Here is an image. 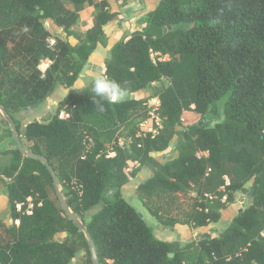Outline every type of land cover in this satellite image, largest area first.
<instances>
[{
	"label": "trees",
	"instance_id": "16d2710c",
	"mask_svg": "<svg viewBox=\"0 0 264 264\" xmlns=\"http://www.w3.org/2000/svg\"><path fill=\"white\" fill-rule=\"evenodd\" d=\"M86 5L95 8L94 23L80 34L75 26ZM118 19L111 0H0V105L24 147L49 159L79 217L103 203L83 219L101 264H264V0H160L143 28L109 50L101 76L127 93L114 104L95 96V80L81 89L74 85L97 46L108 45L104 27ZM52 25L64 37L50 47ZM152 52L167 58L155 61ZM43 59L52 64L40 77ZM59 85L68 92L56 114L23 127L16 114L37 112ZM150 87L149 96H134ZM155 97L162 126L140 133L138 123L151 117L148 101ZM63 109L69 118L60 117ZM184 111L207 115V123L183 127ZM121 127L131 137L127 146L115 136ZM176 136L178 155L156 160L152 153L166 151ZM5 138L14 146L0 150V192L6 190L13 223L0 218V264H72L82 250L83 264H93L85 234L63 209L45 164L23 156L9 126L0 143ZM130 163L152 170L137 189L145 203L159 193L196 192L183 219L148 207L165 228L218 222L240 191L253 189V202L217 236L206 233L185 245L162 240L121 194L137 174L138 168L126 172ZM29 197L33 213L17 211L16 203Z\"/></svg>",
	"mask_w": 264,
	"mask_h": 264
},
{
	"label": "rangeland",
	"instance_id": "374dc122",
	"mask_svg": "<svg viewBox=\"0 0 264 264\" xmlns=\"http://www.w3.org/2000/svg\"><path fill=\"white\" fill-rule=\"evenodd\" d=\"M112 2V6L113 8H119L121 7V5H124L126 2V0H111ZM132 2H134V8L139 11L140 13H143L145 11H147L150 7H148V4L151 6L152 5V1L151 0H142V2L140 3L139 0H130ZM122 2V3H119ZM66 4L68 6H71V4L69 2H66ZM154 5V4H153ZM83 14L85 16V22H82V20H79V22L77 23V25L75 26L76 31H78V33L82 34L87 28H88V20H90V12L88 13V11H83ZM95 14V11L93 13V16ZM48 22V20H47ZM83 23V24H82ZM50 31H51V37L50 38H54L57 39L60 36L64 37L63 32H61L57 27H54L53 25L50 27ZM11 46V44H10ZM47 59H43L39 62L37 69H39L40 71V77H45L49 70L51 69L50 66H48L46 63L43 64V62H45ZM31 61H34V59L32 58ZM94 69V68H92ZM31 71V70H30ZM45 71V73L43 72ZM93 72V76H97L101 77L102 73L104 72L103 68L101 70H92ZM83 75H80L79 79L77 80V82L74 85V88H83L86 85H88L91 81L88 78L89 75H87L88 73L85 71L82 72ZM157 85L158 84H154ZM68 89L63 86V85H59L58 88L56 89L55 93L53 96H49L46 100V102L44 103V106L40 109H38L37 112H35V109H29L27 111H22L20 113L16 114V117L21 121L23 127L30 121L33 120H40L43 122H47L49 121L57 112V108L59 106V101L64 98L67 95ZM153 89L152 87L145 89V90H141L138 93H136L134 96L137 98H141L143 96H149L150 94H152ZM151 100V99H150ZM149 100V101H150ZM148 101V102H149ZM153 106L149 108V112H150V118L144 121L139 122V132H149V131H154V123L155 122V118L153 117V112H152ZM207 117V115H202L200 113H196L194 111H184L182 114V125L183 127H187L191 124H195L199 121L207 123V120H205ZM5 118V117H4ZM6 120V122H5ZM5 120H3V118L0 116V134H4V132L7 130L8 131V126L9 123L7 121V119L5 118ZM140 121L139 119L136 121L138 122ZM214 124V123H213ZM212 124V125H213ZM10 127V126H9ZM117 137V141L119 142V145H125L127 146L131 140V137H129V133L128 130L124 127H121L116 135ZM12 139L9 138V141H7L6 143H0V149L4 150L8 147H13V142L11 141ZM24 144L26 145V140L24 138H22ZM179 141V137L176 136L172 143L170 144L169 148L164 151V152H153L152 155L154 158H156V160L158 161H165L168 157H171V154L173 152H175V148L178 145ZM90 146H93L92 140L89 143ZM111 144L106 145V148H110ZM170 153V155H169ZM203 154V153H202ZM138 168L137 170V174L131 178V180L124 185L121 188V194L139 211L140 214H142L145 218V220L148 222V224L152 225L154 228H162L163 226L156 220V218H154L150 212L148 207H152V208H156L159 211L169 215V216H173V217H177L180 219H183L186 217V215L190 212V210L193 207V204L195 202V196H196V192L194 190H189L187 192H183V193H175V194H167V193H159L157 195H155L154 197H150L147 199V202H143L137 195V189L138 186L151 174L152 170L150 168V165H145V166H139L138 163H130L128 168L126 169V172L128 174H130L134 169ZM252 184V181H250L249 183H247V187H249ZM61 188H63L61 186ZM56 190V189H55ZM55 190L50 188L49 194L51 196H55ZM113 194V191L110 194ZM236 202L233 204H230L229 207L225 210L222 211V216L221 219L218 222H212L210 224V226L207 229H203V231L207 230V232L205 233H201L200 235L198 234V231L193 230L192 226L189 225H183V224H177L175 227L177 228V230L175 229L174 231L179 233L180 235V239L182 240V242H180L182 245L187 244L188 242L192 241V240H196L197 238L201 237V235L209 233L212 237L217 236L222 230L223 228L231 222V220L237 215V213L240 210H243L246 206H247V199H248V193H243V192H237L236 194ZM103 206V203L98 205L97 207H95L94 209L85 212L83 214V218H81L82 220L85 219L86 222H88L90 220L91 215H93L94 213H96V211H98L101 207ZM1 211V210H0ZM8 216L5 215L3 217ZM84 221V220H83ZM214 223V224H213ZM181 225V226H180ZM67 234V233H66ZM58 238L60 240H63L64 237H62V233L58 235ZM82 254L81 258H82V264L85 262V250H82L78 253V255ZM77 255V256H78Z\"/></svg>",
	"mask_w": 264,
	"mask_h": 264
},
{
	"label": "crops",
	"instance_id": "0c3cea01",
	"mask_svg": "<svg viewBox=\"0 0 264 264\" xmlns=\"http://www.w3.org/2000/svg\"><path fill=\"white\" fill-rule=\"evenodd\" d=\"M139 1H140V3L142 2V0H139ZM151 1H152V5L150 6L148 4V7H150V8L143 13H140L139 11H137L134 8L135 4L132 1L131 2H124L125 4L121 5V7H119V8L111 7L112 11L119 12V19L116 21H112V22L108 23L104 27L105 32L108 35V45L103 46L102 44H99L97 46L96 50L90 56L88 62L86 63V65L84 67V72L86 71L88 73L87 75H89L88 78L90 79V81L97 79V76H93L92 70H101L103 68V70L105 71V60L109 54L110 48L118 40H120L122 37L129 36L131 34V32H133L134 30L143 28V26L145 25V22H146L147 13L149 11H151L152 9H154L157 6V4L160 2V0H151ZM119 3H122V2H119ZM111 6H112V3H111ZM83 11H88V13L90 12V20H88V28H87V29H89L93 26V23H94L93 13L95 11V8H94V6L86 5V7ZM83 11L80 13V20H82V22H85V16L83 14ZM50 23H52V22H50ZM58 29L61 32H63V29H61V28H58ZM68 40L73 45H75L78 42V39L73 37V36L69 37ZM92 68H94V69H92ZM82 75H83V73H82ZM7 141H9V138H5L4 141L1 143L4 144ZM0 150H2V149H0ZM3 150H4V148H3ZM169 155H170V153H169ZM177 155H178V151H176V150H175V152H173L171 154V156H177ZM0 210H1L0 211V218L5 220L8 224H12L13 220L10 218L9 198H8V195H7L5 189L2 192H0ZM7 214H8V216L3 217ZM210 224L208 226H205V227H200V228H193L192 227V228H193L194 232L198 231L197 235H200L201 233L207 232V230L203 231V229H207L210 226ZM176 227H173V228H165V227L157 228V226H156L155 231H156L157 236L162 240L182 242V240L180 239L181 234L179 235L178 231L177 232L174 231L175 229L177 230ZM66 235L67 234L65 232L62 233V237L65 238ZM81 255L82 254L76 256L72 260L71 263L72 264H82L81 263L82 262V258H81L82 256Z\"/></svg>",
	"mask_w": 264,
	"mask_h": 264
},
{
	"label": "water",
	"instance_id": "95a60500",
	"mask_svg": "<svg viewBox=\"0 0 264 264\" xmlns=\"http://www.w3.org/2000/svg\"><path fill=\"white\" fill-rule=\"evenodd\" d=\"M0 112L2 113V115L7 119L9 126L12 130V134H13V138L17 144L18 149L21 151V153L23 154L24 157H30V158H34L37 160H40L42 163L45 164L46 168L48 169L52 179H53V183L57 192V195L59 197V200L61 202V205L63 207V209L65 210L66 214L69 216V218L77 225L79 226V228L82 230V232L85 234V237L88 241V244L90 246V250H91V255H92V261L93 264H101L100 262V258H99V254H98V250H97V246L96 243L88 229L87 224L78 216V214H76L71 206L69 205L66 196L64 195L63 192V188H61V181L60 178L56 172V170L54 169V167L52 166V164L50 163L49 159L41 154H37L34 152H29L25 147L24 144L22 142V139L18 133V129L16 127L15 121L12 118V116L5 110V108L3 106L0 105ZM112 190H109L107 195L109 196L111 194ZM253 189H250L249 193H248V199H247V204L251 205L253 202ZM242 211V210H240Z\"/></svg>",
	"mask_w": 264,
	"mask_h": 264
},
{
	"label": "built area",
	"instance_id": "2783aa9c",
	"mask_svg": "<svg viewBox=\"0 0 264 264\" xmlns=\"http://www.w3.org/2000/svg\"><path fill=\"white\" fill-rule=\"evenodd\" d=\"M48 41H49V46L50 47H53L55 45V43H56V39H54V38H49ZM152 57L154 58L155 61L157 59L162 60V59L167 58V56H163L159 52H152ZM45 63L48 66H50V64H52V61L47 59L45 62H43V64H45ZM43 72L45 73V71H43ZM159 105H160V99L158 97H155V98L151 99L148 102L149 108L153 106V109H152L153 113L152 114H153V117L155 118L156 124L160 127V126H162V120H161V117L157 113V109H158ZM70 116H71V114L66 109L61 110V112H60V117L61 118H69ZM152 132H156V130H154ZM202 153L203 152H200L199 155H202ZM109 155L110 156H114L115 152H111ZM228 182L229 181H227V183ZM34 207H35V202H34V199L32 197H29L26 202H17L16 203L17 211H19V212H21L23 214H28V215L32 214ZM15 223L17 225H19L20 224V220L16 219Z\"/></svg>",
	"mask_w": 264,
	"mask_h": 264
},
{
	"label": "clouds",
	"instance_id": "9594fccd",
	"mask_svg": "<svg viewBox=\"0 0 264 264\" xmlns=\"http://www.w3.org/2000/svg\"><path fill=\"white\" fill-rule=\"evenodd\" d=\"M92 92L96 97L106 99L110 103H119L126 97V89L117 82L105 77H98L92 84Z\"/></svg>",
	"mask_w": 264,
	"mask_h": 264
}]
</instances>
